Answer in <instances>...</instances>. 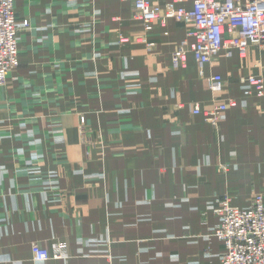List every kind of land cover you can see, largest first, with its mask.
Listing matches in <instances>:
<instances>
[{
  "label": "crops",
  "instance_id": "1",
  "mask_svg": "<svg viewBox=\"0 0 264 264\" xmlns=\"http://www.w3.org/2000/svg\"><path fill=\"white\" fill-rule=\"evenodd\" d=\"M15 11L30 26L0 88V264H221L213 201L264 193V90L245 96L241 83L264 75V48L222 52L201 76L191 54L171 64L184 27L136 38L131 2L16 0ZM232 98L217 125L193 113ZM35 242L68 256L36 262Z\"/></svg>",
  "mask_w": 264,
  "mask_h": 264
},
{
  "label": "built area",
  "instance_id": "2",
  "mask_svg": "<svg viewBox=\"0 0 264 264\" xmlns=\"http://www.w3.org/2000/svg\"><path fill=\"white\" fill-rule=\"evenodd\" d=\"M134 7V19L144 32L136 38L145 40L148 33L175 22L184 27V36L171 54V64L180 68L191 54L204 76L205 65L222 52L227 57H246L253 47L264 48V0H124ZM16 0H0V88L7 85L12 72L20 65V33L30 26L29 19L18 20ZM188 4H191L190 7ZM166 34H168L166 32ZM154 46V42H148ZM209 88L219 94L224 82L221 74L208 78ZM243 93L264 90V75L249 74L241 80ZM234 98L228 103L203 109L195 105L193 113L217 125L227 118L229 108L238 106ZM82 123L85 118L82 117ZM217 222L213 235L223 245L221 264H264V193L257 192L251 204L239 207L228 194L213 201ZM33 259L45 262L68 256L65 245H32Z\"/></svg>",
  "mask_w": 264,
  "mask_h": 264
},
{
  "label": "rangeland",
  "instance_id": "3",
  "mask_svg": "<svg viewBox=\"0 0 264 264\" xmlns=\"http://www.w3.org/2000/svg\"><path fill=\"white\" fill-rule=\"evenodd\" d=\"M9 79V78H8ZM7 82H8V80H7ZM82 117H84L85 118V116H83V115H81V117H80V125H79V133L81 134V135H84L85 134V132H86V126H85V124H86V119H85V121H84V123H82ZM35 243H38V242H35ZM38 244H40V243H38ZM40 245H42V244H40ZM43 246V245H42ZM44 247H48V246H45L44 245ZM67 258V257H66Z\"/></svg>",
  "mask_w": 264,
  "mask_h": 264
}]
</instances>
